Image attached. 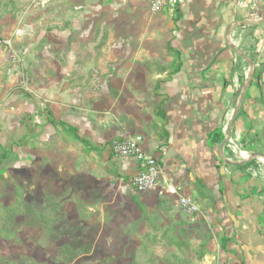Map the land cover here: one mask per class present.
Segmentation results:
<instances>
[{
	"label": "crops",
	"instance_id": "obj_1",
	"mask_svg": "<svg viewBox=\"0 0 264 264\" xmlns=\"http://www.w3.org/2000/svg\"><path fill=\"white\" fill-rule=\"evenodd\" d=\"M150 2L0 0L1 99L21 80V65L29 67V94L12 89L1 103L5 115L27 106V167L50 146L66 164L68 145L53 134L65 127L86 149L76 156L83 172L109 178L113 160L129 182L134 161L101 147L143 131L161 183L214 200L209 217L225 237L226 264H264V0H185L156 11ZM93 79L106 89L74 85ZM161 189L141 195L167 196Z\"/></svg>",
	"mask_w": 264,
	"mask_h": 264
},
{
	"label": "rangeland",
	"instance_id": "obj_2",
	"mask_svg": "<svg viewBox=\"0 0 264 264\" xmlns=\"http://www.w3.org/2000/svg\"><path fill=\"white\" fill-rule=\"evenodd\" d=\"M36 15L42 18V11ZM23 45L27 42L17 43V49ZM27 69L25 63L21 65V80L12 88L21 95L29 94ZM168 69L171 67L162 70ZM1 76L0 71V79ZM93 81L74 85L96 91L106 89L105 83ZM11 86L8 99L0 98V264L227 263L225 237L209 217L216 213L214 200L195 198L185 191L184 195L197 205V211L189 214L170 197L133 194L127 182L129 176L122 175L113 160L109 178L104 173V178H93L76 163V156L82 151L85 154L86 149L72 142V133L65 127L56 128L53 134L55 143L68 145L62 150L66 164H60L57 154L52 156L54 147L50 146L40 153L36 168L28 169L29 145L23 127L28 119L27 106L21 107L18 114L8 111L9 115L1 106L10 102ZM153 86L154 83L148 84ZM102 104L96 103L93 110H103ZM43 110L48 120L54 118L48 107ZM119 117L122 123L127 118ZM12 120L20 122L17 131L3 128L10 126ZM134 135L148 137L143 131ZM108 144L101 147L106 154ZM87 158L102 163L94 155ZM18 162L23 163L17 165Z\"/></svg>",
	"mask_w": 264,
	"mask_h": 264
},
{
	"label": "built area",
	"instance_id": "obj_3",
	"mask_svg": "<svg viewBox=\"0 0 264 264\" xmlns=\"http://www.w3.org/2000/svg\"><path fill=\"white\" fill-rule=\"evenodd\" d=\"M153 11L174 9L181 6L185 0H150ZM142 135L113 138L109 141L108 150L116 158H129L134 161V172L129 179L135 194H142L152 190H160L167 196H173L178 207L189 214L197 211V205L184 196L178 187L171 182L161 183L162 165L157 156L146 151Z\"/></svg>",
	"mask_w": 264,
	"mask_h": 264
},
{
	"label": "trees",
	"instance_id": "obj_4",
	"mask_svg": "<svg viewBox=\"0 0 264 264\" xmlns=\"http://www.w3.org/2000/svg\"><path fill=\"white\" fill-rule=\"evenodd\" d=\"M158 114V113H157ZM54 121V120H53ZM73 130V129H72ZM78 138V137H77ZM210 141L212 142V141H214V138H211L210 139ZM7 150H5V152H6Z\"/></svg>",
	"mask_w": 264,
	"mask_h": 264
},
{
	"label": "bare ground",
	"instance_id": "obj_5",
	"mask_svg": "<svg viewBox=\"0 0 264 264\" xmlns=\"http://www.w3.org/2000/svg\"><path fill=\"white\" fill-rule=\"evenodd\" d=\"M230 117V116H229ZM239 154V153H238Z\"/></svg>",
	"mask_w": 264,
	"mask_h": 264
}]
</instances>
